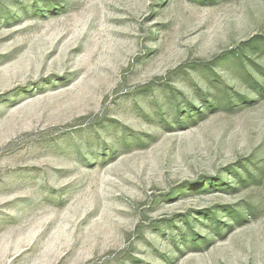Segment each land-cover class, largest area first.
<instances>
[{
	"label": "rangeland",
	"instance_id": "1",
	"mask_svg": "<svg viewBox=\"0 0 264 264\" xmlns=\"http://www.w3.org/2000/svg\"><path fill=\"white\" fill-rule=\"evenodd\" d=\"M0 264H264V0H0Z\"/></svg>",
	"mask_w": 264,
	"mask_h": 264
}]
</instances>
